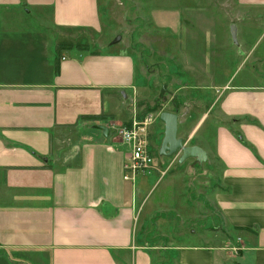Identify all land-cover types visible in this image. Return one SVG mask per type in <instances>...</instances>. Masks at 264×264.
<instances>
[{
  "label": "crops",
  "instance_id": "0c3cea01",
  "mask_svg": "<svg viewBox=\"0 0 264 264\" xmlns=\"http://www.w3.org/2000/svg\"><path fill=\"white\" fill-rule=\"evenodd\" d=\"M104 4L0 0V264H154L140 239L154 224L175 264H264V25L241 24L264 16V0L144 7L188 80L178 92L192 102L168 111L177 137L203 156L161 153L159 115L165 174L135 180L115 133L149 86L101 34ZM58 43L86 47L63 49L57 71Z\"/></svg>",
  "mask_w": 264,
  "mask_h": 264
},
{
  "label": "rangeland",
  "instance_id": "374dc122",
  "mask_svg": "<svg viewBox=\"0 0 264 264\" xmlns=\"http://www.w3.org/2000/svg\"><path fill=\"white\" fill-rule=\"evenodd\" d=\"M104 1L101 34L105 36L104 39L112 41L114 44H120L135 57L139 78L143 79L149 86V97L144 101H138L137 115L150 113L153 108L158 109L154 111L153 122L156 125L153 138L156 140V136L161 138L160 135L162 134V130L161 132L158 131L157 125L160 113L179 110L184 105L185 97L188 98L189 102H192L191 95L178 92V87L187 86L188 81L183 78L182 62L179 61L178 55H173L161 47V32L152 27L150 16L144 8L146 5L153 8L170 6L174 0H103V3ZM216 1L217 4L224 6V0ZM228 1L234 3L235 0ZM242 19L241 24L254 22L264 25V16L258 20L253 18L249 20L248 17ZM119 36L120 39L115 42ZM88 42L93 44L98 41L95 37L89 36ZM242 66L243 64L237 62L233 65V70L239 71ZM157 140L160 141V139ZM151 149L158 155L157 147L152 143ZM208 185L213 186L214 183L208 180ZM209 191H204L201 199L206 211L210 204ZM156 227L157 224L151 226L150 234L143 232L144 236L142 234L140 236L141 242L150 243L152 249H156L155 256H153L154 264H175L173 256L162 254L166 240L160 238L159 233L161 231L156 230ZM156 234L158 237L153 238Z\"/></svg>",
  "mask_w": 264,
  "mask_h": 264
},
{
  "label": "built area",
  "instance_id": "2783aa9c",
  "mask_svg": "<svg viewBox=\"0 0 264 264\" xmlns=\"http://www.w3.org/2000/svg\"><path fill=\"white\" fill-rule=\"evenodd\" d=\"M154 118V112L141 116L135 115L116 130V136L127 146V156L124 162V178L127 180H135L140 174L152 172L165 174L159 169L155 152L151 149L150 128Z\"/></svg>",
  "mask_w": 264,
  "mask_h": 264
},
{
  "label": "water",
  "instance_id": "95a60500",
  "mask_svg": "<svg viewBox=\"0 0 264 264\" xmlns=\"http://www.w3.org/2000/svg\"><path fill=\"white\" fill-rule=\"evenodd\" d=\"M232 35L234 40H237L236 26L232 25ZM120 39V36L116 38L115 42ZM161 120L166 124L164 138L161 143L160 152L168 156L174 155L177 152L181 153V161H184L191 157H202L203 150L199 146L187 145L184 139L177 137L178 130V116L175 113L163 111L160 114ZM106 132L108 129L105 127Z\"/></svg>",
  "mask_w": 264,
  "mask_h": 264
},
{
  "label": "trees",
  "instance_id": "16d2710c",
  "mask_svg": "<svg viewBox=\"0 0 264 264\" xmlns=\"http://www.w3.org/2000/svg\"><path fill=\"white\" fill-rule=\"evenodd\" d=\"M73 47H77L79 49H82V48H85L86 46L82 45V44H73V43H58L57 46H56V49H57V54H58V58H57V61H56V70L59 71L60 69V65H59V61H60V53L63 49H71ZM158 109L156 108H153L151 110V112H154ZM87 117L88 119H98V118H101L103 117L102 115H92V116H85Z\"/></svg>",
  "mask_w": 264,
  "mask_h": 264
},
{
  "label": "bare ground",
  "instance_id": "6f19581e",
  "mask_svg": "<svg viewBox=\"0 0 264 264\" xmlns=\"http://www.w3.org/2000/svg\"><path fill=\"white\" fill-rule=\"evenodd\" d=\"M177 153H178V152H177ZM177 153H176V154H177ZM180 154H181V153H180ZM174 155H175V154H174Z\"/></svg>",
  "mask_w": 264,
  "mask_h": 264
}]
</instances>
